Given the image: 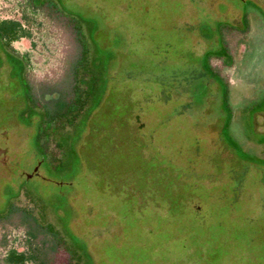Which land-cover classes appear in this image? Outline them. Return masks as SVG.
I'll list each match as a JSON object with an SVG mask.
<instances>
[{
    "label": "rangeland",
    "instance_id": "1",
    "mask_svg": "<svg viewBox=\"0 0 264 264\" xmlns=\"http://www.w3.org/2000/svg\"><path fill=\"white\" fill-rule=\"evenodd\" d=\"M1 20L28 37L0 44V209L20 183L16 207L45 206L49 264H264V0H0Z\"/></svg>",
    "mask_w": 264,
    "mask_h": 264
},
{
    "label": "trees",
    "instance_id": "2",
    "mask_svg": "<svg viewBox=\"0 0 264 264\" xmlns=\"http://www.w3.org/2000/svg\"><path fill=\"white\" fill-rule=\"evenodd\" d=\"M27 37V31L21 28L19 22L13 20L0 21V44L3 46L2 48L5 52L10 50L9 44ZM27 89L30 94L28 86ZM50 116L59 117L60 115L54 113ZM39 136L41 134H38ZM37 145L38 149L45 154L46 145L44 144L41 147L40 143ZM23 191L31 202L33 195L26 193L23 186L18 190L6 187L3 193L4 204L0 209V220H7L15 214H19L18 226L24 229L22 242L20 243L22 251L17 252L16 250H11L6 255L5 262L6 264H49L50 254L57 249L58 243L57 238L49 234L51 221L46 218L45 206L42 203L38 205L34 204L33 209H29L28 207L19 209L16 207L15 203Z\"/></svg>",
    "mask_w": 264,
    "mask_h": 264
},
{
    "label": "flooded vegetation",
    "instance_id": "3",
    "mask_svg": "<svg viewBox=\"0 0 264 264\" xmlns=\"http://www.w3.org/2000/svg\"><path fill=\"white\" fill-rule=\"evenodd\" d=\"M247 22V19H249L248 17L244 18ZM0 134H3L5 135V141L3 143V146H0V149L1 151L3 152L1 155H0V169H4V171L6 172V174L8 176H11L12 175V172H11V167L10 165L8 164L9 163V155H8V146H7V140H8V133L7 131H2L0 132ZM38 152H40L42 154V152L38 149ZM36 166V165H35ZM39 166L40 164L38 165V167H34L35 169H33V171L31 172L30 175H27L25 173V180L26 179H31L32 177H36L38 176V171H39ZM23 172V171H22ZM24 173V172H23ZM30 176V177H29ZM19 177V176H18ZM21 183L19 184L17 190L21 187ZM6 187H10V186H6ZM12 188V187H11ZM13 189V188H12Z\"/></svg>",
    "mask_w": 264,
    "mask_h": 264
},
{
    "label": "water",
    "instance_id": "4",
    "mask_svg": "<svg viewBox=\"0 0 264 264\" xmlns=\"http://www.w3.org/2000/svg\"><path fill=\"white\" fill-rule=\"evenodd\" d=\"M5 135H3V134H0V146H3V143H4V141H5ZM3 152L1 151V149H0V155L2 154ZM30 177V176H29Z\"/></svg>",
    "mask_w": 264,
    "mask_h": 264
}]
</instances>
